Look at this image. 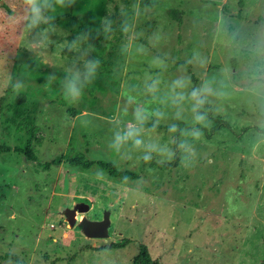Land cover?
Returning a JSON list of instances; mask_svg holds the SVG:
<instances>
[{"label": "rangeland", "instance_id": "rangeland-1", "mask_svg": "<svg viewBox=\"0 0 264 264\" xmlns=\"http://www.w3.org/2000/svg\"><path fill=\"white\" fill-rule=\"evenodd\" d=\"M109 2L126 6L138 39L127 55L120 52L119 32L105 44L93 39L101 67L80 102L70 104L59 81L48 83V75L62 76L75 55L63 49V42L95 27L94 18L105 15ZM132 4L141 8L134 19ZM13 9L19 12V0H5L0 9V264H264V149L255 156L251 152L255 116L238 95L222 102L219 113H209L211 124L192 168L180 164L179 153L164 166L114 164L107 149L111 121L122 115L125 89L134 88V95L156 109L168 84L181 75L198 85L221 79L227 65L232 82L239 83L250 42L264 29V0H76L57 12L52 43L37 55L25 49L27 37L19 27L7 22ZM167 11H175V17ZM157 34L160 40L154 42ZM139 45L146 54L135 52ZM194 54L207 61L204 67L195 60L187 64ZM156 56L166 59V71L150 66ZM9 76H25L26 87L13 93ZM148 76L162 82L155 98L143 94ZM18 95L24 103L14 117ZM131 111L123 118H130ZM23 123L42 135L41 143L33 144L34 161L13 150L24 147ZM172 123L188 126L169 119L152 138L169 142ZM56 159L57 165L42 168ZM108 167L129 172L133 179L143 177L145 184L138 192H126L113 183L121 179L108 176ZM98 169L106 173L104 180L96 178ZM79 203L88 210L76 213L69 226L63 212ZM104 211L109 212L107 237L86 239L77 222L82 216L99 221ZM123 239L131 242L111 248Z\"/></svg>", "mask_w": 264, "mask_h": 264}, {"label": "clouds", "instance_id": "clouds-1", "mask_svg": "<svg viewBox=\"0 0 264 264\" xmlns=\"http://www.w3.org/2000/svg\"><path fill=\"white\" fill-rule=\"evenodd\" d=\"M5 0H0V9L4 7ZM20 9L17 12L13 9L7 13V22L10 25L18 26L21 36L27 37L25 49L37 55L50 47L52 43V31L55 26L56 14L60 10L70 8L76 0H19ZM132 18L139 17L141 8L139 4L131 6ZM147 7V6H145ZM222 19V17H221ZM95 27L86 28L78 32L74 39L63 42V49L68 53H75L71 62L64 68L62 76L55 72L48 75V83L59 81V90L63 99L70 103H79L85 90L96 80L101 67V60L93 55L96 46L91 42L93 39H101L102 42L112 40L116 33L121 36L120 52L127 55L133 50L138 35L135 31V24L128 18V9L123 3L109 2L105 6V15L94 18ZM154 42L160 40L157 34ZM230 41H235L236 36L232 35ZM135 52L144 55L146 48L143 45L135 46ZM247 65L244 73L239 77V83L232 82V69L225 66L220 70L222 78L215 77L205 79L198 85L193 84L188 75L176 77L168 84V91L161 98V108L151 109L150 104L143 103L133 93L135 89L124 90V105L119 108V113L111 121L110 137L107 141L108 151L114 155L117 161H135L145 164L155 163L160 166L167 165L174 161L179 153L180 164L184 168H192L198 159L197 145L204 137V129H207L211 121L209 113H219L222 102L239 97L255 116L253 130L250 133V149L255 156L264 149V29H259L252 38L247 49ZM92 56L93 58L89 59ZM195 60L201 67L207 61L194 54L187 64ZM150 66L157 70H167L166 59L159 56L153 57ZM181 71H185L181 66ZM148 80L151 82L149 83ZM161 80L159 76L152 78L148 76L143 85L145 97L157 96L160 92ZM9 87L13 93H19L26 87L25 76H17L14 79L9 76ZM221 102L216 105L214 102ZM210 107L206 108L205 106ZM132 108L130 118L128 109ZM185 113L189 116L186 117ZM190 117V118H189ZM155 120L148 127L151 119ZM69 117L65 116V120ZM182 121L187 127L180 128L177 123L167 126L170 140L161 144L152 136L160 127L161 122L167 120ZM179 133L180 139L176 138ZM96 178L104 180L106 173L98 169ZM126 192H138L145 184L143 177L133 179L124 175L120 181H114ZM6 264H12L11 260Z\"/></svg>", "mask_w": 264, "mask_h": 264}, {"label": "trees", "instance_id": "trees-1", "mask_svg": "<svg viewBox=\"0 0 264 264\" xmlns=\"http://www.w3.org/2000/svg\"><path fill=\"white\" fill-rule=\"evenodd\" d=\"M167 13L170 16H174L175 11H167ZM24 103V97L23 95H18L15 97L14 102H13V108H12V115L14 117H18L21 114V105H23ZM24 129L25 135H26V141L24 143V147L22 149H18V148H14L13 150L15 152L21 153L23 155V157L28 160V161H34L35 160V155H34V145H38L41 143L42 140V135L39 131V129L33 125H30L28 123H23L21 125ZM162 128V127H159ZM217 125L213 126L210 128L209 131V135L211 133H214L217 130ZM204 131V130H203ZM208 135V136H209ZM59 162L58 160H53L50 163H44L42 165V168L46 169L48 168L50 165H57ZM107 174L108 176H110L111 178H117V179H121L124 175H127L131 178H134V175L130 174L129 172L126 171H117L115 169H113L112 167H108L107 168ZM131 241L128 240H121L118 243L112 245V249H118V248H122L125 245L129 244Z\"/></svg>", "mask_w": 264, "mask_h": 264}, {"label": "water", "instance_id": "water-1", "mask_svg": "<svg viewBox=\"0 0 264 264\" xmlns=\"http://www.w3.org/2000/svg\"><path fill=\"white\" fill-rule=\"evenodd\" d=\"M88 210V205L79 203L73 206L72 209H65L63 216L69 226L75 223V214H85ZM82 235L86 239H105L107 237V229L109 226V212L104 211L99 221H90L85 216H82L77 222Z\"/></svg>", "mask_w": 264, "mask_h": 264}]
</instances>
